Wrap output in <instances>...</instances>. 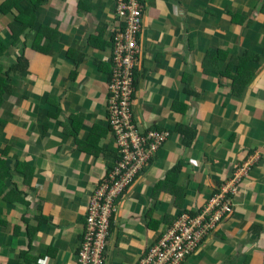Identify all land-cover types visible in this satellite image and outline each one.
Wrapping results in <instances>:
<instances>
[{"label":"crops","instance_id":"obj_1","mask_svg":"<svg viewBox=\"0 0 264 264\" xmlns=\"http://www.w3.org/2000/svg\"><path fill=\"white\" fill-rule=\"evenodd\" d=\"M139 1L132 119L168 138L118 199L104 264H136L182 212L197 213L224 187L229 214L182 264H264V0ZM115 7L116 0H45L36 23L55 31L54 40L33 49L31 36L26 45L23 35L5 39L4 69L20 54L27 68L7 78L15 88L0 105V155L8 149V163L34 174L30 190L20 169L6 179L8 190L28 194L1 206L0 264H76L88 198L118 158L107 119L108 59L123 27ZM17 15L0 10V36ZM23 19L26 37L32 31ZM251 50L259 58L248 64L253 77L239 96L218 75L230 57L216 68L209 60V75L202 67L207 52Z\"/></svg>","mask_w":264,"mask_h":264},{"label":"built area","instance_id":"obj_2","mask_svg":"<svg viewBox=\"0 0 264 264\" xmlns=\"http://www.w3.org/2000/svg\"><path fill=\"white\" fill-rule=\"evenodd\" d=\"M115 12L123 21V27L114 33L108 59L111 73L107 82V119L118 158L88 198L76 264H104L106 239L118 210V199L148 167L151 158L168 138L167 131H141L132 119L134 67L140 54L142 29L140 1L116 0ZM251 164L252 161H248L234 175L233 186L238 184ZM232 201L224 187L194 216L181 215L156 243L148 247L136 264H182L227 217Z\"/></svg>","mask_w":264,"mask_h":264},{"label":"trees","instance_id":"obj_3","mask_svg":"<svg viewBox=\"0 0 264 264\" xmlns=\"http://www.w3.org/2000/svg\"><path fill=\"white\" fill-rule=\"evenodd\" d=\"M22 0H5L2 4H0V10L3 15L8 14L13 9H17L19 11V15L16 16V19L13 23H11L7 28L10 30V33H5V37L3 38L0 36V105L3 101L9 98L11 94L14 92V86L11 85L7 78H10V75L19 74L20 72H24L27 68V60L23 54H20L16 61L12 62L8 69H4L3 67V60L2 57H6L9 54L8 47L9 45L6 44L5 39L7 37L13 38L14 42L19 40V36L23 35V43L26 45V38L28 39L30 36L32 37L31 47L34 49L35 44L39 43L43 38H48L50 41L54 40V37H57V33L53 30H50L47 27H43L36 23L37 20V8L41 5L42 2L45 0H31V5L22 10L19 7V3ZM23 15H26L29 22L27 26L30 28L32 32L29 31V35L24 37L28 33L24 30L25 28V21L23 19ZM29 15L31 18L29 19ZM20 23L21 25H18ZM12 44V45H13ZM42 52H46L47 48H41ZM230 57L231 60L229 61V65L226 67V71L223 72L218 71L219 76H227L231 83L232 94L235 96H239L243 93L245 88L247 87L248 83L251 81L253 77V73L249 70L248 64H250L254 59H258L259 56L254 51H246L242 56H230L227 52L219 51V52H207L204 55V61L202 67L206 74H210V64L208 63L209 60H215L214 68H216L218 60H223ZM212 67V66H211ZM232 71V72H231ZM135 83V81H134ZM1 124H4L0 121ZM109 127V126H108ZM110 129V128H109ZM115 148V147H114ZM8 150V149H6ZM6 150H2L0 155V226H4L6 224V220L4 219L1 209V206H13L16 203L15 201L24 203V198L27 196L28 193L22 192L19 189H14L12 191L8 190L6 183V179L10 178L16 173L17 169H20V175L23 178V183L31 189L32 178L34 174V167L26 166L27 164L18 163L10 164L5 159ZM117 151V149L115 148ZM21 165L23 168L19 167ZM181 169V166H177L174 169V173H178ZM186 213V212H185ZM182 212L181 215L185 214ZM189 214V213H188ZM180 215V216H181ZM194 216L195 214H191ZM38 219H44V217H38ZM39 221V220H38ZM219 225V224H218ZM218 227V226H217ZM84 232V231H83ZM83 234V233H82ZM161 236V234H160ZM160 238V237H159ZM82 239V238H81Z\"/></svg>","mask_w":264,"mask_h":264},{"label":"rangeland","instance_id":"obj_4","mask_svg":"<svg viewBox=\"0 0 264 264\" xmlns=\"http://www.w3.org/2000/svg\"><path fill=\"white\" fill-rule=\"evenodd\" d=\"M158 151V150H157Z\"/></svg>","mask_w":264,"mask_h":264}]
</instances>
